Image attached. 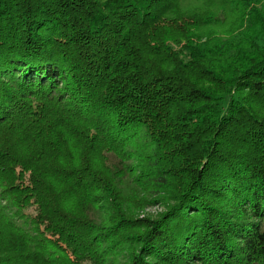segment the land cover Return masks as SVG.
Segmentation results:
<instances>
[{
    "label": "trees",
    "instance_id": "obj_1",
    "mask_svg": "<svg viewBox=\"0 0 264 264\" xmlns=\"http://www.w3.org/2000/svg\"><path fill=\"white\" fill-rule=\"evenodd\" d=\"M184 1L0 0V264H264V0Z\"/></svg>",
    "mask_w": 264,
    "mask_h": 264
},
{
    "label": "rangeland",
    "instance_id": "obj_2",
    "mask_svg": "<svg viewBox=\"0 0 264 264\" xmlns=\"http://www.w3.org/2000/svg\"><path fill=\"white\" fill-rule=\"evenodd\" d=\"M193 2L191 0H185L183 7L185 8H190L193 7ZM125 184V183H124ZM120 184L117 190V194L120 193L122 194V201L117 195H116V200L122 203V205H128L129 207H133L134 205H141L139 212V216L141 218L144 217H151V218H156L160 215H162L163 212L166 211L165 207L168 206V201H160L161 204H146L145 202V195L143 193V188H138L136 187L137 185H131V187L127 188L126 185ZM112 186H118L117 183L113 184ZM4 187L2 184H0V191H2ZM9 205V203H8ZM30 210V211H29ZM24 213L30 214L32 213V209L26 208L23 209ZM22 211V213H23ZM27 224L26 222H21L22 227ZM31 224V222H30ZM131 247V246H130ZM132 248V247H131ZM124 249L127 251L130 249L129 246H125ZM127 255V254H126ZM71 263V262H70ZM60 264H69L66 261H60ZM72 264V263H71Z\"/></svg>",
    "mask_w": 264,
    "mask_h": 264
}]
</instances>
